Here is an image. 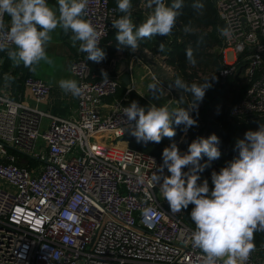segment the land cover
<instances>
[{"label":"built area","instance_id":"built-area-1","mask_svg":"<svg viewBox=\"0 0 264 264\" xmlns=\"http://www.w3.org/2000/svg\"><path fill=\"white\" fill-rule=\"evenodd\" d=\"M212 2L217 27L225 24L216 74L240 73L246 84L231 113L264 116V0ZM84 18L106 33L101 44L115 11L107 0H88ZM224 48L233 61L224 60ZM68 69L82 87L72 119L10 98L0 76V264H203L191 243L194 223L170 212L152 180L161 163L123 142L135 127L122 113L128 90L105 102L119 79L101 75L103 66L92 71L81 51ZM21 84L36 104L48 95L47 84L31 75ZM246 264H264V242Z\"/></svg>","mask_w":264,"mask_h":264},{"label":"clouds","instance_id":"clouds-1","mask_svg":"<svg viewBox=\"0 0 264 264\" xmlns=\"http://www.w3.org/2000/svg\"><path fill=\"white\" fill-rule=\"evenodd\" d=\"M87 4L88 0H57L54 9L47 0H0V52H6L15 66L22 65L34 72L35 65L41 61L51 63L46 45L52 39L50 33L60 28L65 34L71 33L72 45L86 53L87 60L101 62L106 54L99 44L106 33L98 31L84 18ZM184 6L185 0H172L170 6L165 0H146V7L152 11L137 25L131 15V0H117V10L122 15L111 24L118 49L135 53L140 48V40L171 35ZM191 7L200 10L203 4L201 0H192ZM184 31L189 33L191 28L185 26ZM158 47L160 51L164 50L163 43ZM185 55L190 64H196L191 48ZM102 75L107 76L104 72ZM5 78L13 79L11 75ZM58 86L73 97L82 93V87L75 79H61ZM173 86L190 94L192 100L187 109L170 110L168 105L152 103L141 106L137 101L123 108L127 121L135 122L131 134L138 143L158 144L164 138L172 140L176 134L173 125H183L185 131L197 125L190 112L198 107L206 90L212 87L209 77L200 84H189L177 77ZM156 88V84L149 85V91ZM219 143L214 133L207 138L193 139L183 153L176 143H171L163 148V162L152 180L159 186L171 213H180L192 205L189 217L195 230L191 234V243L204 254L203 264H246L255 250L254 233L264 231V124L256 130L246 131L243 138H237L238 156L218 172H211L210 188L207 179L201 180L200 172L206 164H201L200 160L204 156L208 161L219 159ZM165 168L168 175L163 174ZM185 168L188 170L184 171ZM148 211L145 209L143 214L147 216ZM69 218L78 219L76 216Z\"/></svg>","mask_w":264,"mask_h":264},{"label":"trees","instance_id":"trees-1","mask_svg":"<svg viewBox=\"0 0 264 264\" xmlns=\"http://www.w3.org/2000/svg\"><path fill=\"white\" fill-rule=\"evenodd\" d=\"M137 1L138 0H131L132 6ZM107 3L114 9L115 19L119 18L122 13L117 10V0H107ZM165 3L170 6L172 0H165ZM191 3L192 0H185V6L181 10L182 14L177 18L176 25L172 29L171 35L166 37L156 35L152 37L154 38V46L149 47L150 50L155 53L159 51L158 46L161 43L166 42V48L163 50L166 54L165 62L174 66V68L178 70L180 78L185 82L189 84L194 82L200 84L204 83L209 77L212 87L206 90L203 101L198 102V107L190 112V115L197 120V125L186 131L184 130L183 125H173L176 134L172 140L164 138L158 144L153 142L147 144L142 142L138 143L135 137L131 134L134 127L129 128L123 138H127L128 140L132 139L131 145L135 149L155 155L158 161L162 164V150L163 148L170 146L171 143H176L181 153H183L187 151L188 144L193 139L198 137L207 138L210 134L214 133L220 141L217 145L221 152L220 158L208 161V158L204 156L200 160L201 164H206L204 170L200 172L201 180L207 179L209 187L211 188V172L213 170L218 172L221 167L226 166L228 162L238 156V151L235 149L237 138H243L246 131L256 130L261 124H264V116H245L238 118L231 113V107L242 97L246 84L244 82L238 83L236 76L221 78L216 74L217 69L222 66V54L212 51L215 46H219L220 44L217 27L218 19L214 4L212 0H201L203 8L195 10L191 7ZM185 26H189L191 32L186 33L184 31ZM113 34H115L114 28L108 32L99 47H102ZM188 48L193 50V55L196 60L195 65H192L187 61L185 53ZM87 63L89 65V60H87ZM6 65L7 62L5 61L3 66ZM208 66L210 67V72H208L207 76H199V72L206 73L203 69L208 68ZM18 68L19 69L17 70L20 71L21 74L18 80L14 81H22L25 76L30 75L29 69L22 65ZM90 69L94 72H98V70H93L91 67ZM104 73L106 72L104 71ZM106 74L108 76H113L108 73ZM212 76H215V79H213ZM125 91V86L122 83H119L113 94L104 97L103 100L105 102L112 99L120 100ZM181 95V99H183L182 105L187 108L191 103L192 98L190 94L182 91ZM126 97V100H122V103L126 105H129L132 101H137L141 106H147L150 104L145 98L132 90L127 92ZM11 152L15 154L16 158L21 157L18 153L14 151ZM18 160L19 159H16L17 163L19 162ZM165 170L166 173L169 174L166 168ZM187 170V168L184 169V171ZM199 182L200 181H198V183ZM191 208L192 205H189V207L180 212V214L185 222L193 224L189 217ZM263 242L264 231L255 232L253 243L258 245Z\"/></svg>","mask_w":264,"mask_h":264},{"label":"crops","instance_id":"crops-1","mask_svg":"<svg viewBox=\"0 0 264 264\" xmlns=\"http://www.w3.org/2000/svg\"><path fill=\"white\" fill-rule=\"evenodd\" d=\"M47 3L54 9L57 8V0H47ZM151 11L152 9L146 7V0H138L131 10L133 22L137 25L142 23ZM5 20H8L7 16H5ZM50 35L52 39L46 45V52L51 63L41 61L38 65H35L36 70L34 72L30 71L31 76L47 84L49 88L47 97L36 104L30 93L22 86L21 81H14L18 80L21 73L17 70L19 68L8 59L6 52H0L1 88L10 98L21 100L29 106L37 107L51 114L72 119L76 116V97L62 92L58 86V81L61 79H75L68 66L79 49L78 46L74 47L72 45L71 33L65 34L60 28H57ZM139 44L140 48L135 53L127 49H118L115 34H113L101 47L106 54L105 58L99 63L89 60V65L96 71L99 66H104V71L117 77L119 83H122L126 90L136 88L137 90L134 91L138 95L143 94L140 96L151 104L159 90L156 84V90L149 91L148 83L155 84V81L152 78L153 75L150 72L149 67L151 66L148 64V60L153 59L154 56L157 57L158 52L154 53L150 50V47L154 46V38L152 37L140 40ZM5 61L7 65L3 66ZM7 75H11L13 79L11 81L6 80ZM123 76H126V83L121 81ZM46 124L47 120L42 119L41 127L44 128ZM17 159L21 162L20 158Z\"/></svg>","mask_w":264,"mask_h":264},{"label":"rangeland","instance_id":"rangeland-1","mask_svg":"<svg viewBox=\"0 0 264 264\" xmlns=\"http://www.w3.org/2000/svg\"><path fill=\"white\" fill-rule=\"evenodd\" d=\"M167 39H165V40H167ZM163 45H164V49H165L166 48V42H164ZM212 51L222 54V51H220L218 45L215 46L212 49ZM223 55H224L223 58L226 62L233 61V56H232L229 48L223 49ZM165 56H166V54L163 51L159 50L157 57L154 56L153 59L148 60V64L151 66V67H149V69H150L151 74L153 75L152 78L155 81V84H157L158 90H159L158 94L155 95L154 98L152 97L153 98L152 104H156L157 106L168 105L170 110L173 108L187 109L188 107L185 108L184 105H182L183 99H181L182 98L181 91L173 86L174 80L177 77L180 78L179 72L176 68H174V66L165 62ZM103 68H105V67L103 66ZM203 70L206 73L204 74V73L199 72V76H204V75L207 76L208 72H210V67L208 66V68L203 69ZM149 75H150V73H149ZM236 77H237L238 83L243 82V79H242V76L240 75V73ZM149 84H150V82L148 83V86H149ZM135 89L136 88H133L132 91H134ZM41 131H42V129H40V132ZM123 142L128 147L134 148L131 145L132 139L128 140L127 138H123ZM42 144H43L42 140L40 138H38L37 142H36V148H37V146L42 145ZM36 148H35V151L37 150ZM165 175H168V174L165 173ZM0 185L1 186L3 185V183L1 181H0Z\"/></svg>","mask_w":264,"mask_h":264},{"label":"water","instance_id":"water-1","mask_svg":"<svg viewBox=\"0 0 264 264\" xmlns=\"http://www.w3.org/2000/svg\"><path fill=\"white\" fill-rule=\"evenodd\" d=\"M218 28H219L220 30H224V29H225V24H224L223 21H219V22H218ZM121 81H122L123 83H126V82H127L126 76H123V77L121 78Z\"/></svg>","mask_w":264,"mask_h":264}]
</instances>
